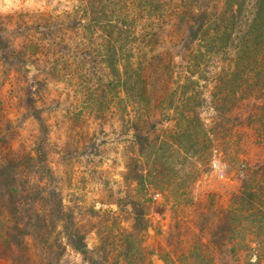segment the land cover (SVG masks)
I'll return each instance as SVG.
<instances>
[{
	"label": "rangeland",
	"instance_id": "1",
	"mask_svg": "<svg viewBox=\"0 0 264 264\" xmlns=\"http://www.w3.org/2000/svg\"><path fill=\"white\" fill-rule=\"evenodd\" d=\"M74 4L73 0H0V19L10 44L18 48L25 40L34 39L45 48L36 61L22 62L16 55L11 59L0 57L4 79L1 99L11 120V125L3 126L0 138L9 143L14 155L33 152L40 127L23 104V96L31 89L49 130L46 152L53 178L31 177L29 183L45 191L56 189L71 215L65 222L48 216L31 230L22 245L0 232V264H125L120 254L123 237L134 222L129 203L135 183L128 176V164L139 150L134 136L159 140L174 128L175 113H170L173 106L167 109L168 99L160 108L155 106L159 95L165 94L160 72L154 74L149 105L139 122L135 110L123 115L120 91L116 90L120 92L116 95L115 89L108 91L95 100L106 90L108 68L99 56L90 54L89 47H79L84 31L73 24ZM175 25L164 28L163 41L155 46V53L171 58V87L178 91L175 103L180 104V85L187 73L183 45L188 39L183 27L175 30ZM78 60L85 62H80L77 71ZM216 83L200 78L195 90H190L199 97L193 105L200 103L196 107L210 129V143L200 147L194 163L187 160V155L177 166L174 187L148 186L152 202L142 245L147 252L154 250L148 255L152 264H167L164 257L178 264L196 238L208 242L218 214L241 192L249 176L256 178L257 198L264 207V130L260 125L264 89L231 102L225 116L229 121H225L221 112L211 107L217 95ZM214 161L227 165L223 174L214 167ZM258 221L255 217L253 233L248 229L241 240L251 250L240 253V264H253L254 254L264 264V230H260ZM74 230L85 236L88 257L66 237ZM258 230L260 237L255 234ZM230 258L225 261L231 264Z\"/></svg>",
	"mask_w": 264,
	"mask_h": 264
},
{
	"label": "trees",
	"instance_id": "2",
	"mask_svg": "<svg viewBox=\"0 0 264 264\" xmlns=\"http://www.w3.org/2000/svg\"><path fill=\"white\" fill-rule=\"evenodd\" d=\"M73 2V24L76 29L84 31L79 47H89L90 54L99 56L108 68L106 90L102 95H95V100L99 96L102 99L108 91L115 89L114 95L122 94L123 115L128 116L131 110H135L139 122L149 105L154 74L160 72L163 75L159 77L163 84L161 90L165 94L159 95L155 106L160 108L164 105L165 98L169 104L167 109L173 106L170 113H175L174 128L159 140L135 134L138 156L128 164V176L135 183V194L129 203L134 222L123 237L120 254L125 264H152L148 255L154 250L147 252L142 245L149 228L147 213L152 202L148 197V186L172 187L178 182L174 178L178 173L177 166L184 163L187 155L190 156L187 160L194 163L193 158L200 147L211 141L210 129L197 111L196 106L200 103L193 105L199 97L190 90H195L200 78L217 82V95L211 107L221 112L225 121H229L225 116L231 102L264 89V0ZM170 23L176 24L175 30L183 27L182 32L188 39V43L183 45L186 49L183 63L187 73L180 85V104L175 103L178 91L171 87L174 76L171 58L167 57L169 60L165 54L155 53V46L163 41L162 31ZM4 29L0 19V57L4 55L11 59L16 55L22 62L40 60L45 50L44 43L28 39L16 48L7 40ZM80 62L85 61L78 60L77 71ZM3 80L0 72V85ZM93 90L98 92L97 88ZM23 104L40 127L39 141L33 152L14 155L9 143L0 138V232L3 237L7 234L12 236L19 245L24 244L31 230L48 216L52 215L62 222L71 218L56 189L45 191L29 183L31 177L52 179L53 170L48 164L46 152L48 126L31 89L23 96ZM5 109L0 93V135L4 125H11ZM261 118L260 125L264 130V106ZM261 132V139L264 140V131ZM251 177L243 182L241 192L235 195L231 204L218 214L208 242L196 238L188 253L179 258L178 264H230L229 260L225 261L229 257L231 264H240V253L248 248L251 250L241 240L248 229L253 233L255 217L259 220L260 230H264V207L257 198L256 178ZM260 230L255 233L256 236L259 234L260 237ZM66 237L75 249L88 257L83 234L74 230L66 233ZM254 257L253 264L262 263L258 255L254 254ZM162 259L167 264H177L175 260Z\"/></svg>",
	"mask_w": 264,
	"mask_h": 264
},
{
	"label": "built area",
	"instance_id": "3",
	"mask_svg": "<svg viewBox=\"0 0 264 264\" xmlns=\"http://www.w3.org/2000/svg\"><path fill=\"white\" fill-rule=\"evenodd\" d=\"M213 165H214L215 168H217L219 170L220 174H223L224 169L226 168L225 164L222 165L219 161H214Z\"/></svg>",
	"mask_w": 264,
	"mask_h": 264
}]
</instances>
